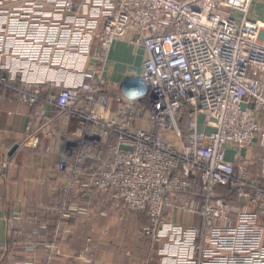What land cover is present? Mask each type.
Wrapping results in <instances>:
<instances>
[{"label": "built area", "instance_id": "1", "mask_svg": "<svg viewBox=\"0 0 264 264\" xmlns=\"http://www.w3.org/2000/svg\"><path fill=\"white\" fill-rule=\"evenodd\" d=\"M252 3L0 0V89L39 106L25 145L37 133L62 144L43 164L58 202L35 205L53 221L29 236L17 264H58L69 221L121 210L147 213L146 231L167 240L172 264H264V20L251 17ZM124 39L145 58L113 98L105 68ZM17 62L66 72L80 62V80L18 78ZM0 167L19 169L7 155Z\"/></svg>", "mask_w": 264, "mask_h": 264}, {"label": "crops", "instance_id": "2", "mask_svg": "<svg viewBox=\"0 0 264 264\" xmlns=\"http://www.w3.org/2000/svg\"><path fill=\"white\" fill-rule=\"evenodd\" d=\"M250 15L264 20V0H253ZM144 58V49L136 48L128 39L118 40L112 44L105 68L108 79L105 90L110 97L116 98L126 93L128 77L140 71ZM67 65L70 64H66V67ZM16 67L17 70L21 69L18 78L38 81L56 78L61 84L66 85L80 80L82 63L74 64L73 72H66L63 69L52 70L27 62H17ZM38 108V105L32 106L22 102L12 92H3L0 89V159L7 155L19 165L18 171L5 175H2L3 170L0 167V245H6L9 240L19 235L20 228L25 232L28 241L29 236L40 228L41 223L50 224L53 221L49 214L36 213L35 205L42 202L44 205L53 206L58 202L57 196L51 192L50 185L44 179L43 164H54L59 159L62 144L50 140L41 133L35 135L33 145L24 144L27 137L26 125L31 114ZM40 124L41 121L36 119L35 125ZM63 125L64 122L58 119L55 128H65L66 125ZM14 145H17V148L10 154ZM23 202L26 203L24 207ZM94 206L102 207V201L94 203ZM20 211L23 215L22 220L15 217ZM108 216H99L97 229L92 226L90 229L88 227L83 229L80 227L82 225L69 226L61 242L59 254L55 256L57 263L89 264L88 259L92 261L91 264H172L173 249L167 252V247L165 248L167 240L152 241L148 248L147 240L139 236L141 232L145 233L147 226L141 224L138 216L128 214L127 210L110 212ZM128 222L129 226L125 228ZM52 229L49 225L47 229L39 230V234L48 238ZM119 236L122 237L118 239ZM126 237V241H121ZM85 245H90L91 248L89 246L87 252L79 256ZM16 256L20 260L14 264L23 260V250Z\"/></svg>", "mask_w": 264, "mask_h": 264}, {"label": "trees", "instance_id": "3", "mask_svg": "<svg viewBox=\"0 0 264 264\" xmlns=\"http://www.w3.org/2000/svg\"><path fill=\"white\" fill-rule=\"evenodd\" d=\"M188 111H184L182 118L180 120L181 127L183 130L186 129V123L188 122ZM255 152H261V148L258 145H255L253 148ZM255 168L253 169V171ZM233 202H238L237 199H233ZM128 214L133 216H138L142 225L149 226L150 219L145 211H128ZM20 231L22 228L19 229ZM27 238L25 237V232L17 234L16 237H13L6 245H0V264H14L16 261L20 260L16 254L22 252ZM152 243V236L147 233V247L149 248Z\"/></svg>", "mask_w": 264, "mask_h": 264}, {"label": "rangeland", "instance_id": "4", "mask_svg": "<svg viewBox=\"0 0 264 264\" xmlns=\"http://www.w3.org/2000/svg\"><path fill=\"white\" fill-rule=\"evenodd\" d=\"M13 162H15L14 160H12ZM16 163V162H15ZM17 164V163H16ZM40 208V207H39ZM126 214V213H125ZM120 215H123V214H120ZM123 216H125V215H123ZM123 216H121V217H123ZM103 217H109V216H103ZM123 219H126V218H123ZM100 219H99V216L98 215H95V216H93V217H91V218H79V219H75V220H71V221H69V226H71V225H75V226H80V225H82V226H80V227H83V229L84 228H89L90 229V226H92L94 229H97V228H99V221ZM122 224V223H121ZM129 226V222L128 223H126L125 224V228H127ZM82 229V230H83ZM146 229H147V227H146ZM151 235V234H150ZM142 239L143 238H145L146 240H147V231H145V233L144 232H141L140 233V235H139ZM152 236V235H151ZM120 237H122V236H119V238L118 239H120ZM88 240L90 239L89 237L87 238ZM126 241L127 240V237L126 238H123V239H121V241ZM91 241V240H90ZM152 241L153 242H155L154 241V239H153V236H152ZM106 242H108V239H107V241ZM111 244H113V241L111 242ZM86 246V245H85ZM84 246V247H85ZM90 246V245H89ZM88 246V247H89ZM90 248H91V246H90ZM93 248V247H92ZM89 249V248H88ZM92 250V249H91ZM93 250L94 251H96V249H94L93 248ZM92 250V251H93ZM96 253V252H95ZM150 259V258H149Z\"/></svg>", "mask_w": 264, "mask_h": 264}, {"label": "water", "instance_id": "5", "mask_svg": "<svg viewBox=\"0 0 264 264\" xmlns=\"http://www.w3.org/2000/svg\"><path fill=\"white\" fill-rule=\"evenodd\" d=\"M17 148V145H14L12 149L10 150V154Z\"/></svg>", "mask_w": 264, "mask_h": 264}]
</instances>
